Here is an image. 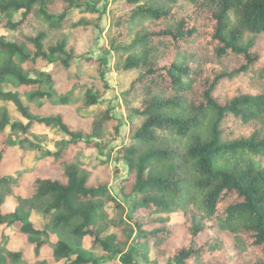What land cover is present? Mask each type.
Segmentation results:
<instances>
[{
  "label": "trees",
  "instance_id": "obj_1",
  "mask_svg": "<svg viewBox=\"0 0 264 264\" xmlns=\"http://www.w3.org/2000/svg\"><path fill=\"white\" fill-rule=\"evenodd\" d=\"M64 1L68 10H95L93 0ZM178 1L147 0L121 19L122 25L139 28L125 68L138 70L131 89L142 97L136 112L145 117L136 142L123 153L129 176L121 192L135 198L128 222L137 243L153 245L155 264H264V0H185L192 5L186 11L176 6ZM49 3L0 0V27L22 30L32 16H45L55 26L60 19L46 13ZM19 11L23 16L14 21ZM46 35L26 36L27 41L0 36V101L13 103L28 119L12 120L10 110L0 107V229L17 226L34 254L31 258L24 249H6L4 232L0 264H138L115 233L104 236L106 223H124L105 220L106 204L121 203L106 184H91L90 173L75 157V150L98 147V141L85 138L65 113L35 117L22 99L64 105L74 94L59 92L50 72L41 73L45 80L26 73L25 64L40 58L71 65L75 55L67 50V41L45 49ZM5 84L16 90H5ZM81 100L91 107L99 96L87 90ZM96 115L92 126L100 135L111 115ZM35 124L40 129L58 125L70 139L30 168L27 152L40 149L29 135ZM10 157L19 159L17 177L3 170ZM40 166L54 176H32L25 187L22 177ZM8 196L18 204L4 211ZM33 212L48 218L52 230L79 241L91 237L93 249L102 255L74 258V245L67 239L43 237L44 229L29 220ZM173 213L184 214L183 246L177 245V228L169 224ZM45 247L49 257H42ZM169 247L174 248L171 256Z\"/></svg>",
  "mask_w": 264,
  "mask_h": 264
},
{
  "label": "rangeland",
  "instance_id": "obj_2",
  "mask_svg": "<svg viewBox=\"0 0 264 264\" xmlns=\"http://www.w3.org/2000/svg\"><path fill=\"white\" fill-rule=\"evenodd\" d=\"M146 2L147 0H144L139 4L129 6L127 0H93L95 10L92 11L84 10L83 7L68 10V5L64 0H50L45 11L54 20L60 19V22L55 26L50 25L45 16H32L29 24L22 30H9L0 27V36L7 41H27L26 36L36 37L40 32H46V38L43 40L45 49L63 39L67 41V50L72 51L75 55L68 68L59 63H49L40 58L36 62L26 63L25 70L30 77H42L44 80L45 77L42 74L50 72L54 79L55 88L59 92L68 89L74 91L70 103L53 105L48 102L41 105L39 101H29L24 95H22V99L30 107V113L35 117H48L65 113V120L78 130L83 131L85 138L91 137L90 139L98 141V147L75 150V157L90 173V183L106 184L109 192L121 203V206L113 201L106 204L105 215L107 217L105 220L113 218L118 223H124L120 226L106 223L108 228H106L104 236L115 233L124 243L125 252L131 250L132 256L138 264H155L156 250L153 245L137 243L135 241L137 232L128 222L132 213V203L135 200L134 195L126 197L121 192V188L129 176V167L123 158V153L126 145L136 142L135 133L145 120L144 116L136 112L143 99L131 89L132 81L138 76V70L125 68L127 57L130 54L128 47L138 36L139 28L122 25L121 19L130 14V11L137 5ZM176 6L183 11L192 7L185 0H179ZM22 16L23 11H19L14 14L13 20L18 21ZM124 32L125 35H123ZM86 57L100 58L101 61L90 62L85 59ZM102 70L104 76L101 73ZM43 87L46 88L47 83H44ZM4 88L5 90H16L11 84H5ZM87 90H92L98 94L99 102L96 105L91 107L84 105L81 98ZM2 106H6L10 110L12 120L28 122V119L17 111L13 103L0 101V107ZM106 111L111 117L104 120L101 134L97 135L92 126L95 119L93 115H100ZM36 125L30 129L29 135L34 143L40 146V149L27 152L28 156L26 155V157L30 156L28 158V164L31 163L30 168L48 150L55 151L63 142L70 139V136L62 131L58 125L42 129ZM3 168L14 177L21 174L17 157L8 158L4 162ZM54 174L47 166H40L35 173L25 174L22 177L23 184L25 187L29 186L32 176H54ZM17 204L18 202L12 196H8L3 209L4 211L14 210ZM169 216V224L174 225L179 233L177 245H185L187 238L183 228L184 214L173 213ZM29 220L36 226L43 228L45 231L43 237L50 239L51 242H56L59 239H67L71 242L76 251L74 258L78 254L85 257L92 254L98 257L102 255L98 249H93L92 238L89 236L79 241L70 237L68 233L52 230L49 227L48 218L36 212L30 215ZM17 228V226H10L0 229V238L5 232L3 245L8 250L24 249L26 255L33 258L32 247L28 246L25 236L17 233ZM173 253L174 248L169 247L167 256H171ZM49 255L50 248L45 247L42 257H49ZM119 258L120 255L116 257L117 260ZM52 264H65V260ZM158 264H167V262L162 260Z\"/></svg>",
  "mask_w": 264,
  "mask_h": 264
}]
</instances>
